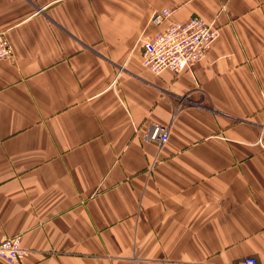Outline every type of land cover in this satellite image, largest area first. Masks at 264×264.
Listing matches in <instances>:
<instances>
[{"label":"crops","instance_id":"1","mask_svg":"<svg viewBox=\"0 0 264 264\" xmlns=\"http://www.w3.org/2000/svg\"><path fill=\"white\" fill-rule=\"evenodd\" d=\"M162 9L219 30L179 75L142 64ZM1 33L0 239L22 236L20 264H264V0H0Z\"/></svg>","mask_w":264,"mask_h":264},{"label":"built area","instance_id":"2","mask_svg":"<svg viewBox=\"0 0 264 264\" xmlns=\"http://www.w3.org/2000/svg\"><path fill=\"white\" fill-rule=\"evenodd\" d=\"M173 11L169 9L154 12L151 24L166 28L145 42L142 64L156 75L170 71L175 75L190 69L204 60L219 30L204 19L192 17L186 23L173 22ZM14 58L13 47L5 33L0 34V61ZM170 139V127L151 124L144 136L146 142L163 147ZM28 251L22 248V236L0 239V259L10 264H20ZM242 264H259L253 257L245 258Z\"/></svg>","mask_w":264,"mask_h":264}]
</instances>
